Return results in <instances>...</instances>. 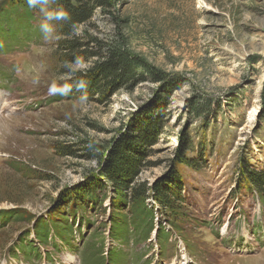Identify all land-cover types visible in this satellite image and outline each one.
Instances as JSON below:
<instances>
[{"label": "rangeland", "instance_id": "1", "mask_svg": "<svg viewBox=\"0 0 264 264\" xmlns=\"http://www.w3.org/2000/svg\"><path fill=\"white\" fill-rule=\"evenodd\" d=\"M4 2L0 38H18L0 49V264H264V0H108L73 50L56 35L19 41ZM108 43L148 71L84 102L49 94ZM119 142L139 150L121 195L102 175ZM157 183L180 191L175 211ZM139 184L152 212L140 237L128 228Z\"/></svg>", "mask_w": 264, "mask_h": 264}, {"label": "trees", "instance_id": "2", "mask_svg": "<svg viewBox=\"0 0 264 264\" xmlns=\"http://www.w3.org/2000/svg\"><path fill=\"white\" fill-rule=\"evenodd\" d=\"M107 1L108 0H52L48 7L51 9H55L57 7L67 9L71 13V19L66 21H49L53 29V33H49L48 36H60L61 45L69 48L70 50L80 48L83 45V42H80L78 40L79 36L74 33L76 27L89 22L94 10L106 4ZM2 10L4 13L11 10L19 17V23L17 22V24L18 26L20 24L21 27L17 30H20L18 33L19 37L22 38V40L19 41H36L37 39L43 37L44 34L41 32L39 26L41 22L44 21L45 17L39 11V6L33 10L27 6L26 0H6V2L3 3ZM31 19L37 22L35 24H30ZM15 31L16 30L9 33L7 32L4 36H1V50H6L7 48L12 47L11 41H16L18 38V34H16ZM104 50L105 58L102 61L97 62L95 66H93L86 73L79 74L75 81L68 85V88L77 90V92L85 91V89L78 87L80 79L84 78L88 81V87L86 89L87 95L92 90L102 89L101 87L105 84L107 87L113 88L115 84H119V82L131 78L129 73H132V71H136L137 69H144L145 71H148L145 64L141 63L134 55H129V53H127L121 45L108 43L107 46H104ZM71 55L73 56L71 59L79 57L78 54ZM138 151L139 150L135 146L119 142L112 149L110 155H108L103 164L102 175H104L107 179L112 180L114 188L119 195H121L119 189H122L127 185V178L135 172V168L139 163ZM250 181L252 180L250 179ZM254 182L257 189L264 194V175L259 174L257 180L258 183L256 181ZM147 190L148 188L142 184L136 185L131 197L133 219H131L128 228L131 229V231L135 230V234L133 233L132 235L138 237H140V231L143 229L147 217H149L152 213L147 209L145 201L147 197ZM153 196L158 205L169 208L171 211H175L177 201L181 195L180 191L177 189H172L171 187H166L161 183H157L153 187ZM13 218L23 219L25 217L21 215H14ZM56 226L59 227L60 225ZM64 229L65 228H62V230ZM117 230L118 229H116V231ZM37 234H39L40 238L45 237V233L37 232ZM121 259L122 257L120 255H115L116 263H119L118 261Z\"/></svg>", "mask_w": 264, "mask_h": 264}, {"label": "clouds", "instance_id": "3", "mask_svg": "<svg viewBox=\"0 0 264 264\" xmlns=\"http://www.w3.org/2000/svg\"><path fill=\"white\" fill-rule=\"evenodd\" d=\"M52 2V0H26L27 6L30 9H36L39 6V11L43 14L45 17L44 21L40 24V30L44 34L43 38L48 39V34L53 31L49 21L55 20V21H66L71 19V13L63 8V7H57L55 9H51L48 7V5ZM77 35L80 34V30L76 29ZM84 64V61L82 58L77 57L72 63L71 67L73 71H80L81 65ZM78 87L81 89H85V91L80 96V101L84 102L87 100L86 95V89L88 87V81L84 78H81L78 84ZM49 94L50 95H68L70 94V90L65 84H60L55 81H53L49 85Z\"/></svg>", "mask_w": 264, "mask_h": 264}]
</instances>
